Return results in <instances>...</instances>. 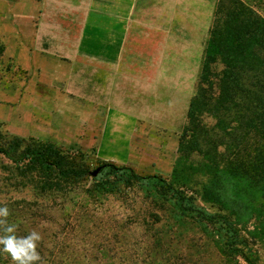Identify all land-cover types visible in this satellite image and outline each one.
<instances>
[{
  "label": "trees",
  "instance_id": "obj_1",
  "mask_svg": "<svg viewBox=\"0 0 264 264\" xmlns=\"http://www.w3.org/2000/svg\"><path fill=\"white\" fill-rule=\"evenodd\" d=\"M250 2H218L169 179L110 162L88 169L52 142L1 132L0 165L39 195L88 182L89 200H120L124 224H138L152 238L154 247L143 258L148 264H169L170 254L175 264H202L192 251L201 247L197 236L226 264L230 256L258 264L240 236L251 225L246 233L264 243V17ZM4 56L0 43V62ZM199 177L200 199L225 215L208 212L187 194ZM181 251L189 257L174 255Z\"/></svg>",
  "mask_w": 264,
  "mask_h": 264
},
{
  "label": "rangeland",
  "instance_id": "obj_2",
  "mask_svg": "<svg viewBox=\"0 0 264 264\" xmlns=\"http://www.w3.org/2000/svg\"><path fill=\"white\" fill-rule=\"evenodd\" d=\"M42 1L0 0V43L5 47V56L0 62V132L9 137L38 141L42 140L31 136L33 133L39 134L38 127H35L37 131H33V122L38 121L34 120L37 112L24 108L23 95L30 78L38 80L39 63L44 54L45 48L40 46L38 30L40 13L45 5ZM50 2L47 6L55 5L54 0ZM199 2L203 7L198 14L179 18L191 26L195 22L197 29L193 27L187 33L175 30L176 40L171 41L170 44L174 43L172 46L167 47L165 41L160 42V53L166 50V60L155 64L149 71V63H138L137 70L133 72L136 81L134 88L131 87L132 78L124 80L121 91L124 93L122 101L123 112L128 115L126 118L118 124L109 123L104 127L101 119L96 121L94 129H85L78 140L51 142L68 156L81 159L88 169L97 167L98 162H110L129 166L138 173L157 174L169 179L179 136L186 123L189 101L196 92L206 42L219 0ZM250 4L264 17V0H251ZM141 45L145 48L150 42L144 41ZM29 58L32 67L25 69L23 64ZM105 113L99 110L98 116ZM205 122L212 124L209 118H205ZM5 170V164H1L0 206L8 207L10 215L6 219L16 225L17 236L27 235L33 229L42 235L37 247L41 264L150 262L143 259L154 247L150 234L138 224H124L126 209L117 198L89 200L86 195L88 182L39 195L26 187L25 181ZM202 182V178H196L187 194L208 212L225 215L217 206L200 199ZM247 228L240 232V236L256 255L257 263L264 264V243L246 233L252 230L251 225ZM195 241L201 244L199 251L192 250L193 254H201L195 255V260H200L202 264H226L204 237L197 236ZM174 255L181 256L180 259L183 255L189 257L182 251ZM169 257L168 263L172 261L175 264L174 256L170 254ZM2 259L5 264H13L6 253ZM228 259L231 260L230 264H245L239 256Z\"/></svg>",
  "mask_w": 264,
  "mask_h": 264
},
{
  "label": "crops",
  "instance_id": "obj_3",
  "mask_svg": "<svg viewBox=\"0 0 264 264\" xmlns=\"http://www.w3.org/2000/svg\"><path fill=\"white\" fill-rule=\"evenodd\" d=\"M50 1H42L38 21L40 46L45 48L38 80L30 78L23 104L37 112L33 131L38 127L39 134L31 136L59 143L78 140L98 120L104 127L126 118L124 80L132 78L134 88L138 63H149V71L165 61L160 42L172 46L175 30L197 29L195 22L191 26L179 18L196 15L203 7L199 0H54L55 5L47 6ZM144 41L150 45L143 48ZM23 65L30 69L31 58ZM99 110L105 115L98 116Z\"/></svg>",
  "mask_w": 264,
  "mask_h": 264
},
{
  "label": "clouds",
  "instance_id": "obj_4",
  "mask_svg": "<svg viewBox=\"0 0 264 264\" xmlns=\"http://www.w3.org/2000/svg\"><path fill=\"white\" fill-rule=\"evenodd\" d=\"M9 209L7 206H0V253H6L13 264H38L41 261V255L37 251L42 235L31 230L24 236L16 235V225L9 223Z\"/></svg>",
  "mask_w": 264,
  "mask_h": 264
},
{
  "label": "water",
  "instance_id": "obj_5",
  "mask_svg": "<svg viewBox=\"0 0 264 264\" xmlns=\"http://www.w3.org/2000/svg\"><path fill=\"white\" fill-rule=\"evenodd\" d=\"M99 169H100V168H96L94 171H92V172H91V176L94 177V176L98 173Z\"/></svg>",
  "mask_w": 264,
  "mask_h": 264
}]
</instances>
